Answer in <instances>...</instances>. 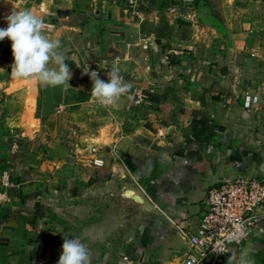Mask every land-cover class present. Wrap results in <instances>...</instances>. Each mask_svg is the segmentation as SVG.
<instances>
[{
    "label": "crops",
    "instance_id": "1",
    "mask_svg": "<svg viewBox=\"0 0 264 264\" xmlns=\"http://www.w3.org/2000/svg\"><path fill=\"white\" fill-rule=\"evenodd\" d=\"M157 1L23 5L60 41L71 71L62 104L81 154L63 164L39 148L0 149V178L12 176L0 185V264H57L65 237L90 264H184L182 232L200 227L206 191L264 176V0ZM113 65L131 88L105 106L87 71L108 76ZM45 124L26 134L42 144ZM243 251L264 264V223L227 264Z\"/></svg>",
    "mask_w": 264,
    "mask_h": 264
},
{
    "label": "rangeland",
    "instance_id": "2",
    "mask_svg": "<svg viewBox=\"0 0 264 264\" xmlns=\"http://www.w3.org/2000/svg\"><path fill=\"white\" fill-rule=\"evenodd\" d=\"M28 1L32 0H0V28L7 27L6 18L13 11L22 10L23 5L26 2L29 3ZM162 2L163 0H158L156 4ZM176 2L167 0L168 5ZM13 63L11 42L5 38L0 41V149L14 151V146L17 143L19 148L17 152L28 147H31L32 152L39 148L47 153L55 152L57 156L61 157L63 164L64 162H74L76 156L81 154L77 152L79 148L76 147L74 138L78 134L82 135V132L76 129H67L71 121L63 109L62 102L66 101L62 96L63 85L46 86L36 79L30 82L16 81L11 74ZM77 97L75 95L73 100H79ZM40 121L46 123L49 136V138H44L42 144L37 142L40 139L39 135L31 137L26 134L24 128L28 123L34 128ZM55 131L54 144L49 146L48 142L50 138H53L52 134Z\"/></svg>",
    "mask_w": 264,
    "mask_h": 264
},
{
    "label": "clouds",
    "instance_id": "3",
    "mask_svg": "<svg viewBox=\"0 0 264 264\" xmlns=\"http://www.w3.org/2000/svg\"><path fill=\"white\" fill-rule=\"evenodd\" d=\"M7 27L0 28V41L7 38L11 42L14 63L11 74L17 79H36L42 85L60 86L68 83L71 71L60 54L59 40H53L42 32L43 21L30 10L13 11L7 18ZM93 87L91 94L101 105H112L126 94L131 83L113 65L107 80L99 77V72H88ZM253 264L246 251L239 257L229 256L228 264ZM57 264H90L88 249L78 238L65 237L62 254Z\"/></svg>",
    "mask_w": 264,
    "mask_h": 264
},
{
    "label": "built area",
    "instance_id": "4",
    "mask_svg": "<svg viewBox=\"0 0 264 264\" xmlns=\"http://www.w3.org/2000/svg\"><path fill=\"white\" fill-rule=\"evenodd\" d=\"M135 100L146 102L148 96L144 92L138 93ZM18 149L16 143L14 151ZM11 184V173L5 171L0 185L8 187ZM202 205L198 230L182 232L190 244L184 264H227L230 250L240 249L264 223V176L244 177L211 187L206 191Z\"/></svg>",
    "mask_w": 264,
    "mask_h": 264
}]
</instances>
